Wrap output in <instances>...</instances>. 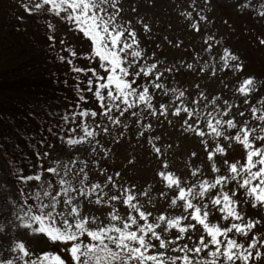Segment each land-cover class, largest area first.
<instances>
[{
  "label": "snow or ice",
  "instance_id": "6c2138e0",
  "mask_svg": "<svg viewBox=\"0 0 264 264\" xmlns=\"http://www.w3.org/2000/svg\"><path fill=\"white\" fill-rule=\"evenodd\" d=\"M15 7L74 99L46 114L27 171L0 150V264H264V72L230 15L264 49V0ZM60 28L79 51L56 48Z\"/></svg>",
  "mask_w": 264,
  "mask_h": 264
},
{
  "label": "trees",
  "instance_id": "16d2710c",
  "mask_svg": "<svg viewBox=\"0 0 264 264\" xmlns=\"http://www.w3.org/2000/svg\"><path fill=\"white\" fill-rule=\"evenodd\" d=\"M18 11L15 0H0V150L9 153L10 159L14 156L17 163L23 166L36 161L33 146L40 148L37 142L47 128L44 127L47 126L46 114L67 108L65 97H74L73 74L67 64L58 62L50 54L45 36L47 30L29 19L18 31L19 22L15 18ZM232 19L237 25L236 37L239 42L246 43L244 46L241 44V49L243 56L247 57L250 44L240 31L244 23L237 24L236 21L241 18ZM247 19L251 25L254 23L250 18ZM55 35L57 49L60 48L61 36L65 35L66 42H73L78 51L81 49L66 29L61 28ZM260 60L258 64L252 60L249 62L251 69L257 73L264 72V59ZM78 63L82 65L84 62L80 60ZM65 79L68 81L67 86L63 83ZM43 134L47 135L46 132ZM29 140L31 143H28ZM24 145L31 149L22 148ZM27 158L30 160L25 163ZM25 168L26 171L27 165Z\"/></svg>",
  "mask_w": 264,
  "mask_h": 264
},
{
  "label": "rangeland",
  "instance_id": "374dc122",
  "mask_svg": "<svg viewBox=\"0 0 264 264\" xmlns=\"http://www.w3.org/2000/svg\"><path fill=\"white\" fill-rule=\"evenodd\" d=\"M231 15V17H233V18H236L235 17V14H230ZM246 18V19H245ZM247 18H249V17H242L241 19H239V20H237L236 22H238L237 24H240V23H244V24H247L249 27H252V25L250 24V22L248 21V19ZM237 26V25H236ZM58 28H59V26H57ZM61 30V28L58 30V31H56V32H59ZM246 38H247V41H246V39H244L247 43H248V45L250 44V48H249V53L248 54H246L247 55V60H248V63L250 62V60H252V61H255L257 64L258 63H260L261 62V60H260V58L261 59H264V49H258V48H256V47H254L251 43H250V40H249V37H247L246 36ZM231 43L233 44V46L237 49V50H239V52L243 55V50L241 49V46L243 45H246V43H244L243 41H241V42H239V40H238V38L236 37V35H234L233 37H232V40H231ZM242 44V45H241ZM258 56L260 57V58H258ZM250 59V60H249ZM249 65H251L250 63H249ZM252 66V65H251ZM45 128L47 127V126H44ZM6 136H7V134H6ZM22 148H24V149H31V147H29L28 145H24V146H22ZM29 160L30 159H25L24 160V162L26 163V162H29ZM32 164H35L36 163V161L34 160V162L32 161L31 162ZM26 165H28V164H26ZM26 165H23L24 166V168H25V166ZM26 169V168H25ZM27 171V170H26Z\"/></svg>",
  "mask_w": 264,
  "mask_h": 264
}]
</instances>
